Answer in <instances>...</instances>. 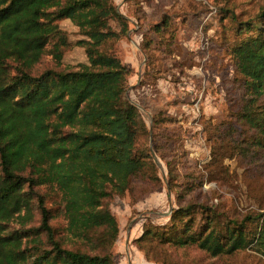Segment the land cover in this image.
<instances>
[{"label": "trees", "instance_id": "1", "mask_svg": "<svg viewBox=\"0 0 264 264\" xmlns=\"http://www.w3.org/2000/svg\"><path fill=\"white\" fill-rule=\"evenodd\" d=\"M132 16L142 21L138 12ZM65 20L87 38L79 45L86 47L89 64L31 76L27 71L41 61ZM111 20L121 27L119 35L109 26ZM129 25L115 0H0V264H114L112 249L120 228L104 202L127 193L137 176L158 179L150 145L154 149L158 134L165 132L162 127L174 123L159 113L148 126L139 108L125 97L134 70L118 57L99 52L106 39L127 37ZM166 25L156 24L152 31L164 34ZM239 26V34L247 35L232 53L252 95L239 116L256 130V143L264 149V107L254 103L264 96V10ZM147 46L142 50L146 66L154 68L155 51ZM10 60L20 64L14 77L7 66ZM143 140L147 144L141 148ZM172 165L166 162L173 179ZM43 186L62 194L70 233L91 246L92 254L61 245L43 197L38 200V230L46 233L50 249L42 248L40 237L29 247L26 233L8 231L12 222L24 225L30 219L31 195ZM190 214V209L175 210L169 225L144 230L135 244L142 249V241L156 238L178 248L195 246L214 257L255 244L264 254V215L236 221L224 232L211 225L193 232L191 221L179 226ZM246 222L259 225L251 230Z\"/></svg>", "mask_w": 264, "mask_h": 264}, {"label": "rangeland", "instance_id": "2", "mask_svg": "<svg viewBox=\"0 0 264 264\" xmlns=\"http://www.w3.org/2000/svg\"><path fill=\"white\" fill-rule=\"evenodd\" d=\"M129 2L134 7L129 5L128 12L126 5L116 0L122 13L138 12L142 21L132 20L127 37L106 39L99 52L133 67L125 97L139 108L148 126L159 113L174 123L162 127L165 132L158 134L154 149L150 145L158 179L150 182L137 176L127 193L104 202L120 228L112 249L114 264H129L127 239L131 231L135 238L130 245L135 255L130 264H264V254L255 244L217 257L195 246L178 248L156 238L142 241V249L135 244L144 230L169 225L179 208L190 209L191 213L179 226L191 221L193 232H204L208 225L224 232L236 221L264 215V149L256 143V130L239 116L252 95L232 53L241 37L247 35L239 34V24L257 19L264 10V0ZM162 22L167 23L164 34L153 32ZM109 26L120 34L121 27L114 20ZM59 30L61 34L53 37L41 61L27 71L31 76L39 77L49 70H79L89 64L86 47L79 45L87 39L80 29L65 20L59 23ZM146 44L155 51L154 68L146 66L147 56L142 51ZM19 65L14 60L8 62L11 77L18 74ZM254 103L256 108L264 107V96ZM146 144L143 140L139 147ZM167 161L173 164V179L169 178ZM40 197L51 212L50 225L61 245L92 254L91 246L71 235L63 196L53 187L34 188L30 219L24 225L12 222L8 231L26 233L24 241L29 247L40 237L42 248L50 249L46 233L38 230L42 219ZM245 225L255 230L259 224ZM139 252L143 259L138 257Z\"/></svg>", "mask_w": 264, "mask_h": 264}, {"label": "crops", "instance_id": "3", "mask_svg": "<svg viewBox=\"0 0 264 264\" xmlns=\"http://www.w3.org/2000/svg\"><path fill=\"white\" fill-rule=\"evenodd\" d=\"M121 2L124 4V5H126V7H127V9H128V12H129V5H128V3H127V0H121ZM115 3H116V0H115ZM116 5H117V10L123 15V16H125L128 20H129V22H130V24H131V22H132V20H134L135 18L132 16V15H127V14H124V13H122L120 10H119V8H118V4L116 3ZM131 30V29H130ZM129 32H131V31H129ZM133 68V67H132ZM143 76V75H142ZM152 122V121H151ZM135 237H134V231H131L130 232V234L128 235V239H127V245H128V254H127V256H128V262H129V264H130V261L131 262H133V259H131V256L133 257V255H135V253H134V251H133V249H134V246L133 245H130L131 244V242H132V240L134 239ZM137 238V237H136ZM138 257L140 258V257H142V259L144 258L143 257V255L142 254H140V252H139V255H138Z\"/></svg>", "mask_w": 264, "mask_h": 264}]
</instances>
